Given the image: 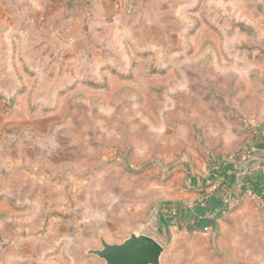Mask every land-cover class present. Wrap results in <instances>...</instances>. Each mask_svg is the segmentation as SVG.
I'll use <instances>...</instances> for the list:
<instances>
[{
    "label": "rangeland",
    "instance_id": "374dc122",
    "mask_svg": "<svg viewBox=\"0 0 264 264\" xmlns=\"http://www.w3.org/2000/svg\"><path fill=\"white\" fill-rule=\"evenodd\" d=\"M262 135L264 0H0V264H102L137 230L161 264H264V194L166 210Z\"/></svg>",
    "mask_w": 264,
    "mask_h": 264
},
{
    "label": "water",
    "instance_id": "95a60500",
    "mask_svg": "<svg viewBox=\"0 0 264 264\" xmlns=\"http://www.w3.org/2000/svg\"><path fill=\"white\" fill-rule=\"evenodd\" d=\"M102 247L90 249L103 260L102 264H161L163 244L154 236L133 231L119 243H110L101 238Z\"/></svg>",
    "mask_w": 264,
    "mask_h": 264
},
{
    "label": "crops",
    "instance_id": "0c3cea01",
    "mask_svg": "<svg viewBox=\"0 0 264 264\" xmlns=\"http://www.w3.org/2000/svg\"><path fill=\"white\" fill-rule=\"evenodd\" d=\"M258 149L261 152V157H250L248 159V161L257 159L258 163H255V164L252 163L251 167L246 169L247 173H244V171H243V173L245 174L243 176L241 174H239L237 165L235 163H233V161H232V163L234 164V167L232 168L230 173L236 174V182L233 185H231L230 180H227V182L222 185V191L224 194H219V193L215 194L214 197L217 198V199H215V201L216 202L218 201L220 203V206H218L217 209H215V210L213 209L214 208L213 207V198L214 197L212 196L211 200L207 201L203 207H202L203 204L197 207V208L201 209V213L203 212V210H204V212H207L209 214H213V212L217 211L215 215L214 214L211 215L212 218H215V217L219 216L217 213L221 210V206L222 207L225 206L224 200H228V199H225V196H227V197L229 196V199L232 198V199L237 200L240 197H242V195L245 194L246 192H247L246 194L248 195L249 189L255 191L254 193H256L257 198H259L260 194L263 193V191H264V135H262L261 144L258 146ZM239 179H242V181H241L242 184L244 183V181L251 179V183L246 184V192L245 193L241 192V186L242 185L236 189V186H237V183L239 182ZM209 180L211 182V177H209ZM219 185H220V183H219ZM251 196L253 198L256 197V196H253L252 194H251ZM262 206H264V205L262 204ZM215 223H216V221H215ZM209 226L212 227V224H210Z\"/></svg>",
    "mask_w": 264,
    "mask_h": 264
},
{
    "label": "trees",
    "instance_id": "16d2710c",
    "mask_svg": "<svg viewBox=\"0 0 264 264\" xmlns=\"http://www.w3.org/2000/svg\"><path fill=\"white\" fill-rule=\"evenodd\" d=\"M234 167V164L232 162L226 163V165L224 167H222L221 170H212V172L210 173V177H211V182L213 181V183H215L214 181H216L218 179V181H220V185L216 188V190L213 193V197L215 196L216 193L219 194H224L222 191V185L225 184L227 182V180H230L231 185H233L236 182V174L233 173L231 174V170ZM230 173V174H229ZM247 183H251V179L250 180H246L244 181V183L241 186V192L245 193L246 192V184ZM255 192V191H253ZM215 199H217L216 197L213 198V209H217L218 206H220V203L216 202ZM173 207L169 206L166 208V210H169L170 214H176L178 215L179 210L181 211V215L182 218L184 219V221L191 227V228H201V222L204 220L205 217H203L202 213H201V209L200 208H187L183 205H178V204H173ZM182 206V207H181ZM223 208L221 206V210L219 211L220 213L223 211ZM213 210V211H214ZM212 211V212H213ZM217 213L218 215H220V213ZM207 217V216H206ZM209 224L215 225V218H210L209 219Z\"/></svg>",
    "mask_w": 264,
    "mask_h": 264
},
{
    "label": "built area",
    "instance_id": "2783aa9c",
    "mask_svg": "<svg viewBox=\"0 0 264 264\" xmlns=\"http://www.w3.org/2000/svg\"><path fill=\"white\" fill-rule=\"evenodd\" d=\"M248 192H249L250 194H252L253 196H256V195H257V194L254 193L253 190H251V189H249ZM263 194H264V191H263V193L260 194V196H259V195H258V196L261 197ZM205 229L207 230L208 227H205Z\"/></svg>",
    "mask_w": 264,
    "mask_h": 264
}]
</instances>
